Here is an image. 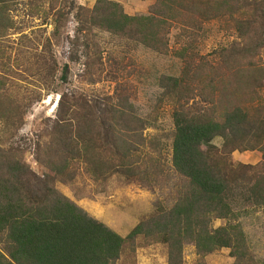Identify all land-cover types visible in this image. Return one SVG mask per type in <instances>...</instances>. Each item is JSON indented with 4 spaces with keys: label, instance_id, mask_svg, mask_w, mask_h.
Listing matches in <instances>:
<instances>
[{
    "label": "trees",
    "instance_id": "1",
    "mask_svg": "<svg viewBox=\"0 0 264 264\" xmlns=\"http://www.w3.org/2000/svg\"><path fill=\"white\" fill-rule=\"evenodd\" d=\"M16 1L0 0V33L13 29ZM28 1L38 10L33 7L38 0ZM220 18L231 23L236 40L212 52L215 66L190 49L202 20ZM77 21L84 48L93 52L97 30L167 55L168 36L179 30L176 44L185 46L174 53L183 68L178 76L158 81L159 101L174 103L171 166L180 178L177 198L168 210L158 205L153 216L122 238L59 193L53 182L74 179L82 157L83 171L91 177H134L133 161L146 144L149 124L118 92L101 104L61 93L46 141L38 143L44 146L37 145L36 160L46 173H33L20 149L0 147V264H117L123 246L138 239L164 246L167 264H182L187 245L199 259L227 249L233 264H256L238 220L241 209L264 210V113L253 106L264 88V66L257 64L264 53V0H154L142 16L97 0L91 10L80 11ZM53 64L51 54L46 78L52 80ZM67 74L64 65L61 83ZM215 138L223 140L221 149L212 145ZM247 150L261 154L257 166L230 161L232 152ZM215 221L225 224L214 228Z\"/></svg>",
    "mask_w": 264,
    "mask_h": 264
},
{
    "label": "rangeland",
    "instance_id": "2",
    "mask_svg": "<svg viewBox=\"0 0 264 264\" xmlns=\"http://www.w3.org/2000/svg\"><path fill=\"white\" fill-rule=\"evenodd\" d=\"M96 1L57 0L52 1V9L50 0H38L33 6H39L38 10L32 9L28 0H17L14 4L10 13L14 27L0 33V147L20 149L23 162L40 176L47 169L36 160L37 145L44 146L38 143L46 141L59 94L80 95L100 104L116 92L121 94L119 97L128 99L136 114L149 122L144 132L146 144H142L133 161L138 167L136 175L129 178L109 173L91 177L83 171L86 163L82 157L74 179L63 182L56 178L53 182V187L88 217L125 238L136 225L153 216L158 205L168 210L177 198L180 178L171 166L174 103L159 101L162 89L158 81L164 75H179L183 61L176 58L174 52L185 43L176 44L179 30L174 28L168 36L169 53L160 55L95 30L93 38L98 50H86L83 37L77 32L78 14L81 10H91ZM108 1L118 3L128 16L146 15L154 3V0ZM226 20H202L201 29L196 31L198 39L190 49L192 53L216 66L212 52L236 40V33ZM51 21L59 26L57 31L53 30ZM51 54L55 60L53 80L51 76L46 78ZM257 64L264 66V53ZM64 65L68 67V74L63 84L59 78ZM253 100V106L261 107L264 113V88ZM222 144L220 138L212 141L218 149ZM229 158L235 165L250 167L262 161L257 150L234 151ZM110 159L106 155V161ZM239 214L238 221L250 252L256 264H264V210L241 209ZM224 224V221H215L213 226ZM197 263L233 264V260L227 249L199 259L194 248L187 245L182 264ZM117 264H167L166 248L146 245L138 239L133 246H123Z\"/></svg>",
    "mask_w": 264,
    "mask_h": 264
},
{
    "label": "water",
    "instance_id": "3",
    "mask_svg": "<svg viewBox=\"0 0 264 264\" xmlns=\"http://www.w3.org/2000/svg\"><path fill=\"white\" fill-rule=\"evenodd\" d=\"M56 106H57V104H56Z\"/></svg>",
    "mask_w": 264,
    "mask_h": 264
}]
</instances>
